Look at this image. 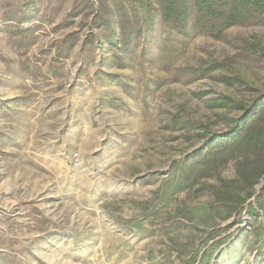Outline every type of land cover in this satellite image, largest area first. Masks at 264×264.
Listing matches in <instances>:
<instances>
[{
  "label": "rangeland",
  "instance_id": "rangeland-1",
  "mask_svg": "<svg viewBox=\"0 0 264 264\" xmlns=\"http://www.w3.org/2000/svg\"><path fill=\"white\" fill-rule=\"evenodd\" d=\"M195 18L0 0V264H264V18Z\"/></svg>",
  "mask_w": 264,
  "mask_h": 264
},
{
  "label": "trees",
  "instance_id": "trees-1",
  "mask_svg": "<svg viewBox=\"0 0 264 264\" xmlns=\"http://www.w3.org/2000/svg\"><path fill=\"white\" fill-rule=\"evenodd\" d=\"M159 4L163 21L180 34L187 32L193 14H196L195 27L214 35H221L230 27L247 21L264 18V0H159ZM255 106L256 102L245 109L243 121L250 118ZM255 129L251 127L245 134L237 132L238 129L233 131L226 144L233 147L260 144L254 135L250 136Z\"/></svg>",
  "mask_w": 264,
  "mask_h": 264
}]
</instances>
